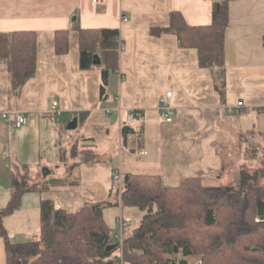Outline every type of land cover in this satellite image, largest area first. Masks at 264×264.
<instances>
[{
    "label": "crops",
    "instance_id": "1",
    "mask_svg": "<svg viewBox=\"0 0 264 264\" xmlns=\"http://www.w3.org/2000/svg\"><path fill=\"white\" fill-rule=\"evenodd\" d=\"M213 1L105 0L96 5L92 0H0V32L33 30L37 38L35 73L17 91L0 61V112L8 111L7 117H0V207L10 197V173L21 165L35 169L44 154V141L48 148L51 145L53 115L70 114L78 119L77 112L83 113L79 119L94 112L93 121L101 120L107 130L111 124L119 143L122 136L133 132L131 122H138L141 129L156 130L154 173L165 185H178L188 177L220 180L224 169L220 149L224 139L232 136L230 123L249 112L264 113V0H228L223 96L214 88V69L198 64L195 48L180 47L173 33L151 32L153 27L168 25L170 11H178L189 25L208 24ZM75 24L118 29L123 48L117 45V60L104 98L99 95V67L79 65ZM57 30L67 31L64 53L54 49ZM168 90L173 113L171 121H164L157 104ZM52 101H56L54 110ZM13 112L23 113L25 123L15 126ZM129 112L136 120L125 121ZM72 158V162L79 160V156ZM118 162L98 158L80 163L76 189L50 188L38 194L39 202L49 198L57 207L75 211L85 202L109 199L113 173L127 172ZM117 205L119 214L132 221L126 230L136 226L141 211H123ZM7 217L9 214L4 219ZM26 235L24 232L21 238ZM0 264H6L1 236Z\"/></svg>",
    "mask_w": 264,
    "mask_h": 264
},
{
    "label": "trees",
    "instance_id": "2",
    "mask_svg": "<svg viewBox=\"0 0 264 264\" xmlns=\"http://www.w3.org/2000/svg\"><path fill=\"white\" fill-rule=\"evenodd\" d=\"M227 24L228 0H214L210 23L189 25L178 11H170L168 25L153 27L151 32L173 33L180 47L195 48L198 64L214 69V88L223 96ZM74 29L78 33L80 67L93 66L94 54L100 59L95 65L100 69L99 95L104 98L109 73L117 60L118 29L83 28L78 24ZM54 49L57 53L66 51V30L55 32ZM36 55L35 31L0 32V61L11 74L14 90L34 75ZM69 154L79 156V160L65 163L68 171L82 162L98 160L88 146L77 151L71 146ZM20 167L29 169L27 165ZM238 176L235 184H206L200 177H188L168 186L158 173L123 172L121 182L112 178L111 201L85 202L79 209L68 211L49 198H41L38 236L15 241L8 235L3 219L20 207L22 195L69 182L66 177H44V184L39 185L14 170L10 173V197L0 207L5 263L114 264L111 256L117 248L123 264H173L177 259L179 264H264V166L241 168ZM70 184L77 186L78 179ZM107 204L141 211L138 224L124 229L121 244L104 220ZM112 243L117 245L107 250ZM186 256L197 259L190 263Z\"/></svg>",
    "mask_w": 264,
    "mask_h": 264
},
{
    "label": "rangeland",
    "instance_id": "3",
    "mask_svg": "<svg viewBox=\"0 0 264 264\" xmlns=\"http://www.w3.org/2000/svg\"><path fill=\"white\" fill-rule=\"evenodd\" d=\"M78 115L77 125L74 128H66L67 123L72 119L70 114L61 115L56 118L53 115L50 130V146L48 148L44 141V154L35 169L18 167L15 169L17 175L27 177L37 184H44V177L59 178L66 177L67 189H76V185H72L76 178H79L78 165L68 171V164L73 163L69 151L71 146H75L76 151L82 146L91 147L98 158L102 160H112L115 165L122 167L123 171L154 173L156 169V156L154 152L157 149V134L152 128L141 129L138 122H131L132 133L122 136L119 143L118 132L110 126L108 130L107 124L101 120L93 121L95 115L83 119ZM230 138L224 139L222 149H220V161L224 169L220 172L222 178L220 180L213 179L212 182H204L206 184H235L239 178L241 168L253 170L264 166V113L255 112L247 116H239L230 123ZM240 127V130L238 129ZM47 132L44 130V136ZM124 140V141H123ZM55 141V144L53 142ZM75 142L74 144H71ZM65 163H67L65 167ZM50 169V172L43 175L42 168ZM115 186V185H114ZM50 188H57L50 185ZM41 191H27L21 199V207L9 214L4 219L5 229L8 235L23 239L24 241L33 239L38 236L39 232V198L37 197ZM111 197L107 199L111 201ZM107 201V202H108ZM134 209L135 207H123V211ZM138 210V209H137ZM120 208L117 204L106 205L103 209V217L111 232L114 234L118 231L119 226L116 222V216L119 214ZM27 232L26 236H22ZM19 233V234H18ZM120 250L114 249L112 259L119 260ZM181 256V253L177 254ZM190 263L196 261L194 256H186Z\"/></svg>",
    "mask_w": 264,
    "mask_h": 264
},
{
    "label": "built area",
    "instance_id": "4",
    "mask_svg": "<svg viewBox=\"0 0 264 264\" xmlns=\"http://www.w3.org/2000/svg\"><path fill=\"white\" fill-rule=\"evenodd\" d=\"M104 1L105 0H92V2L96 5H102ZM122 17L123 19H126L125 16H122ZM118 48L119 49L123 48V44L120 40L118 42ZM171 96H172V92L168 90V91L163 92L159 96V99H158L157 109H158L160 118L163 119L164 121L172 120L173 107L171 104ZM51 107H52V110L55 109L56 101H52ZM7 115H8V111L0 112V117L2 118L7 117ZM12 116H13L12 117L13 123L17 127L21 126L26 121L25 115L21 112H13ZM133 120H136V116L133 112H129L125 117V121H133ZM121 177H122V174L120 171H115L112 176V178L117 180L118 182H121ZM116 222H117V225L119 226V229L115 233V238L117 239L118 243L121 244L122 239H123V231L128 225L132 223V221L128 217L122 214H119L116 218ZM171 262H169V264H172ZM114 264H123L121 258L119 260L114 261ZM173 264H179L178 259L173 261Z\"/></svg>",
    "mask_w": 264,
    "mask_h": 264
},
{
    "label": "water",
    "instance_id": "5",
    "mask_svg": "<svg viewBox=\"0 0 264 264\" xmlns=\"http://www.w3.org/2000/svg\"><path fill=\"white\" fill-rule=\"evenodd\" d=\"M100 63V59L98 57L97 54L93 55V64H99ZM77 117H73L66 125V128L70 129V128H74L77 125ZM43 171V175L45 176L46 174H48L50 172V169L43 167L42 168ZM117 245V243H112L106 246L107 250H110L112 248H114Z\"/></svg>",
    "mask_w": 264,
    "mask_h": 264
}]
</instances>
